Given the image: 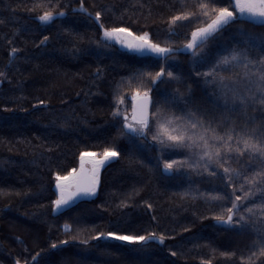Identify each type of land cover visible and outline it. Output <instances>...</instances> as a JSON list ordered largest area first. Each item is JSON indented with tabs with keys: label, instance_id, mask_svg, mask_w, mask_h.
I'll use <instances>...</instances> for the list:
<instances>
[{
	"label": "trees",
	"instance_id": "16d2710c",
	"mask_svg": "<svg viewBox=\"0 0 264 264\" xmlns=\"http://www.w3.org/2000/svg\"><path fill=\"white\" fill-rule=\"evenodd\" d=\"M195 2L185 0L189 8ZM80 4L81 0H0V72L5 73L0 76V264L18 260L20 264H261L264 256L252 241L264 233L253 232L251 224L238 232L217 223L220 207L198 195L212 192L213 185L186 168L181 172L187 175L165 174L155 147H140L139 141L134 144L121 136L122 117L118 122L112 116L118 96L126 98L122 112H131L136 85L130 87L129 78L141 71H160L161 61L104 42L95 12L104 10L106 26L148 31L162 46L177 49L202 24L184 22L170 30L168 21L181 10L180 0H83L91 17L78 10ZM49 10L66 15L41 24L36 17ZM241 28L264 35V26L237 21L203 48L211 56L218 46H235L242 40L236 31ZM45 36L49 39L41 44ZM13 48L18 51L10 57ZM250 51L257 57L255 48ZM166 64V72L173 71L179 80L165 74L154 86V98L187 94L190 89L192 106L213 110L218 119L223 112L230 126L233 121L239 126L264 122V106L259 104L225 112L224 100L195 74L207 66L196 65L194 70L190 53L178 51ZM243 73V68H236L223 75L237 81L238 91L244 93ZM105 147L115 148L119 155L101 168L95 195L54 213L55 174L77 169L81 152L100 153ZM164 158L183 156L167 153ZM247 174L251 177L252 172ZM214 184L218 190L220 182ZM185 192L190 195L184 196ZM259 197L257 193L249 200L259 204ZM256 213V226L264 227V215L259 209ZM107 231L155 233L165 240L161 244L94 239ZM36 256L38 261H33Z\"/></svg>",
	"mask_w": 264,
	"mask_h": 264
},
{
	"label": "snow or ice",
	"instance_id": "6c2138e0",
	"mask_svg": "<svg viewBox=\"0 0 264 264\" xmlns=\"http://www.w3.org/2000/svg\"><path fill=\"white\" fill-rule=\"evenodd\" d=\"M180 3L181 10L169 18V28L171 30L177 26L183 27L184 22L202 24L192 29L190 38L186 37L183 50L193 57L194 70L196 65L207 66L206 71H196L195 74L203 78L205 84L213 87V95H216L217 99L224 100L223 110L233 112L237 108L246 109L256 104L264 106V35L251 34L241 28L236 31L241 35L242 40L237 41L235 46L231 44L218 46L217 51L211 56L203 48L209 40L215 38L217 33H223L229 25L237 21L264 26V0H226V2L196 0L190 8L185 0H180ZM78 10L87 13L89 17L92 16V13L84 7L83 0ZM103 14L104 10L96 11L94 22L99 25L104 42L115 41L130 51L141 55L147 54L161 61L160 71L154 74L151 71H141L129 78V86L131 87L134 82L136 85L131 97L130 115L126 110L122 112L120 107L126 98L123 96L115 98L116 107L112 116L118 122L122 117L121 136L128 137L134 144L139 141L140 147L149 149L155 147L159 157L164 161V172L187 175L181 172L186 168L189 173L212 184V192H199L198 195L206 202L220 207L221 211L215 216L217 223L238 232L245 231L251 224L253 232L264 233V227L258 228L253 220L257 215L256 209L264 215V122L259 126H249L248 123L239 126L233 121L230 126L229 118L223 112L218 119L215 111L192 106L190 89L187 94H161L158 99L154 98V86L165 74L170 80H179L173 71L166 72V61L181 49L162 46L151 38L148 31L137 33L128 26H106L102 20ZM65 15L63 11L49 10L36 19L41 24H49L57 16ZM48 39L45 36L40 43L44 44ZM253 48L257 50L255 58L250 51ZM17 51L13 48L9 53L10 57ZM236 68L244 69V93L238 91L237 81H229V78L223 75ZM4 75V72H0V76ZM176 92L178 93L179 90L177 89ZM229 99L232 101L231 105ZM39 103L43 104L44 101L41 100ZM252 119L255 120V117ZM167 153L182 155L183 159L164 158ZM118 155L119 152L112 147H105L100 153L81 152L79 170L72 169L66 175L55 174L56 199L52 201L53 210L58 211L67 207L81 196L94 194L99 184L101 167ZM232 164H236L237 167H232ZM88 165L90 167H87ZM248 172H252L251 177ZM215 181L220 182L218 190ZM246 187L247 191H245ZM229 188L231 192L227 190ZM257 193L260 194L261 199L259 204L249 200V197H254ZM183 195L188 196L190 193L185 192ZM228 203L231 206H226ZM261 224L264 225V221H261ZM65 230H69L68 225H65ZM101 238H112L128 243H143L158 239L159 243L163 244L165 240L163 235L157 237L155 233L145 236L120 234L114 231L98 232L94 237V239ZM83 242L87 244L88 241ZM51 247L55 249L57 245L52 244ZM252 247H259L260 256H264V235H259L253 240ZM176 254V252L172 253L174 256ZM252 254L256 255L255 252ZM33 261H38V256L33 257ZM16 264H20V261L18 260ZM261 264H264V261Z\"/></svg>",
	"mask_w": 264,
	"mask_h": 264
},
{
	"label": "rangeland",
	"instance_id": "374dc122",
	"mask_svg": "<svg viewBox=\"0 0 264 264\" xmlns=\"http://www.w3.org/2000/svg\"><path fill=\"white\" fill-rule=\"evenodd\" d=\"M101 39H102V37H101ZM109 43H113V44H115L119 49H121V50H124V51H128V49L127 48H125L124 46H122V45H120V44H117V43H115V41H112V42H109ZM180 51H182V52H187V51H184L183 50V47L181 48V50ZM189 53V52H188ZM132 101V100H131ZM129 115L131 114V112L130 113H128ZM115 158V157H114ZM114 158H111L109 161H111V160H113ZM109 161H107V162H109ZM106 162V163H107ZM105 163V164H106ZM104 164V165H105ZM103 165V166H104ZM102 166V167H103ZM87 167H90V165H88ZM101 167V168H102ZM79 168H80V159H79V164H78V167H77V170H79ZM101 170V169H100ZM54 191H55V193H56V189H55V184H54ZM96 193V192H95ZM95 193L94 194H92V195H89L88 196V198H91L92 196H94L95 195ZM63 208H61V209H59L58 211H54V213H57V212H59V211H61ZM101 239H104V240H114V239H112V238H101ZM115 241H117V240H115ZM155 241H157V242H159V240L158 239H156ZM119 242H122V241H119ZM122 243H128V242H122Z\"/></svg>",
	"mask_w": 264,
	"mask_h": 264
},
{
	"label": "water",
	"instance_id": "95a60500",
	"mask_svg": "<svg viewBox=\"0 0 264 264\" xmlns=\"http://www.w3.org/2000/svg\"><path fill=\"white\" fill-rule=\"evenodd\" d=\"M133 52V51H132ZM134 54H136V55H138V56H149V55H147V54H145V55H141V54H139V53H136V52H133ZM152 57V56H151ZM153 58H155V57H153ZM158 59V58H157ZM131 108H132V106H131ZM163 172H164V170H163ZM165 174H169V173H166V172H164ZM87 196H81L79 199H76V200H74L72 203H74V202H76V201H79V200H81V199H84V198H86ZM72 203H70V204H72ZM69 204V205H70Z\"/></svg>",
	"mask_w": 264,
	"mask_h": 264
}]
</instances>
